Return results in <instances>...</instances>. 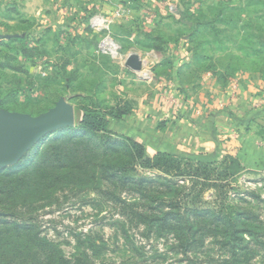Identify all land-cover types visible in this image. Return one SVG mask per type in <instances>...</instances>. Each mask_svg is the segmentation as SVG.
Listing matches in <instances>:
<instances>
[{"label": "rangeland", "instance_id": "1", "mask_svg": "<svg viewBox=\"0 0 264 264\" xmlns=\"http://www.w3.org/2000/svg\"><path fill=\"white\" fill-rule=\"evenodd\" d=\"M210 7L222 8L226 17L237 14H231V8H249L240 15L238 25L242 27L255 17L252 10L264 13V0H0V51H30L28 57L18 55L13 64H21L27 74L18 75L11 85L3 82L11 78H1L0 111L37 117L64 100L75 117L73 127L46 135L14 164H0V169H34L36 156L52 141L84 138L85 134L78 131L83 108L95 109L110 120L115 116L110 124L112 142L130 138L143 144L149 157L157 152L149 138L161 142L170 152L190 151L192 136L209 130L210 119L204 125L200 119L224 88V111L244 118L263 109L264 74L259 73L258 66L241 67L235 76L223 81L209 71L198 73L190 36L193 20L202 22L203 12ZM214 17L212 10L207 20ZM159 32L171 40L161 45L162 52L152 48L157 44L152 38ZM226 42L229 52L241 55ZM131 54L142 62L139 71L126 66ZM64 63L68 67L62 71L59 67ZM239 81L246 87L244 93L239 92ZM14 89L18 91L13 103L4 105L6 92ZM168 105L172 107L168 117L152 113ZM182 119L188 124L183 125ZM213 128L219 144L211 153L215 154L213 162L206 163L209 180L203 176L173 178L158 170L137 168L130 185L165 179L185 187L187 194L197 182L200 185L190 198L199 195L202 207L237 204L251 208L264 220V118H257L246 131L229 121H213ZM189 151L183 153L196 154ZM251 193L255 195L252 201ZM137 196L130 191L120 194L121 200L128 202L137 200ZM32 216L31 224L38 235L69 259L80 252L78 240L89 236L101 250L92 258L93 264H186L181 255L170 250V240L153 235L146 239L140 228L127 222L122 225L124 221L111 198L92 190H57L36 203ZM5 218L7 214L0 211V220ZM90 242L85 241V246ZM215 251L208 254L216 258ZM86 252L91 255V251ZM197 259L200 264L209 262L207 256Z\"/></svg>", "mask_w": 264, "mask_h": 264}, {"label": "trees", "instance_id": "2", "mask_svg": "<svg viewBox=\"0 0 264 264\" xmlns=\"http://www.w3.org/2000/svg\"><path fill=\"white\" fill-rule=\"evenodd\" d=\"M248 9L231 8V14H237L226 17L222 8L210 7L203 12L202 22L193 20L190 41L198 73L209 71L223 81L235 76L241 67L252 64L264 74V13L259 15L252 10L253 20L239 27L240 15ZM212 10L215 17L207 20ZM257 38L262 40L254 42ZM152 41L157 42L152 48L162 52L161 45L171 40L159 32ZM226 41L237 52L241 51V55L229 52ZM20 54L28 57L30 51L21 48ZM20 54L0 51V83L11 85L18 75L27 74L21 64L13 65ZM67 64L59 69L65 71ZM5 76L12 80L2 82ZM17 91L6 92L4 105L13 103ZM107 116L95 109L83 108L78 131L85 134L84 138L64 137L52 141L36 156L38 162L34 169L21 172L16 167L0 169V211L7 214V218L0 220V264H93L92 258L98 257L101 250L90 242L89 236L84 241L78 240L80 252L69 259L56 245L42 239L31 224L37 202L48 199L57 190L76 188L110 197L124 221L122 225L127 222L131 227L140 228L146 239L153 235L170 240V250L181 255L186 264H200L199 255L207 256L208 264H264V220L251 208L225 202L216 208L202 207L199 195L190 198L197 182L187 194L185 187L165 179L161 183L145 184L142 180L130 185L137 168L158 170L173 178L203 176L209 180L211 173L206 163H212L215 154L170 152L164 144L149 138L157 148L154 156L149 157L144 145L130 138L112 142L110 124L115 116L110 115L111 120ZM261 116L264 108L242 125ZM123 191L137 194V200H121ZM251 195L252 201L255 195ZM85 241L90 244L85 246ZM211 246L216 250V258L208 254L214 250L208 249ZM86 251H91V255Z\"/></svg>", "mask_w": 264, "mask_h": 264}, {"label": "water", "instance_id": "3", "mask_svg": "<svg viewBox=\"0 0 264 264\" xmlns=\"http://www.w3.org/2000/svg\"><path fill=\"white\" fill-rule=\"evenodd\" d=\"M126 66L134 71L142 68L137 55H129ZM75 123L74 110L59 100L48 112L33 117L27 114L0 111V164H14L46 135Z\"/></svg>", "mask_w": 264, "mask_h": 264}, {"label": "crops", "instance_id": "4", "mask_svg": "<svg viewBox=\"0 0 264 264\" xmlns=\"http://www.w3.org/2000/svg\"><path fill=\"white\" fill-rule=\"evenodd\" d=\"M239 83L241 84L242 82L239 81L237 86L240 85ZM245 89H246L245 86L240 85L239 92L244 93ZM225 91H226V88L221 90L222 93H219V98H217L215 100V102L211 101V103H212L211 104L212 105L211 108L209 107L207 109V112L205 114H203L202 118L200 119V124H203V125H204V122H207V120L210 119L209 120V122H210L209 130L208 129H207V131L201 130L202 132L199 135L194 134L192 136V140H191L192 146H190L191 147L190 151L185 149V150H182L183 152H188L189 151V153H192V152H194V153H202L203 151H205V153H208V154L215 153V150L217 149L216 147H218V144H219V140H218V136H217V130H215V128H213V121L214 122H216V121H221V122L229 121L232 124V126L238 127V128L241 127L242 129L244 128V130H245L257 118H260V119L264 118V116H261L262 118L261 117H256L252 121H250L249 123H246L245 125H242V122L244 120H246L247 118H250V116L253 115V114H248L244 118H240V117L236 116L235 114H232L230 112L224 111L222 103L224 102L223 101V99H224V95L223 94H224ZM219 107H222V108L219 110ZM171 108L172 107L168 105L167 109L165 107H163L162 109L158 108L156 110V112L153 111L152 113L154 115H156V113L159 112V113L163 114L162 115L163 117H168V114L170 113ZM211 111H214V112L212 113ZM182 120L183 121H181V122H182L183 125H187L188 124L186 121H184V119H182ZM262 152H264V151H261V153Z\"/></svg>", "mask_w": 264, "mask_h": 264}, {"label": "built area", "instance_id": "5", "mask_svg": "<svg viewBox=\"0 0 264 264\" xmlns=\"http://www.w3.org/2000/svg\"><path fill=\"white\" fill-rule=\"evenodd\" d=\"M94 22H95L96 24L99 23V21H96V20H95ZM94 25H95V24H94Z\"/></svg>", "mask_w": 264, "mask_h": 264}]
</instances>
